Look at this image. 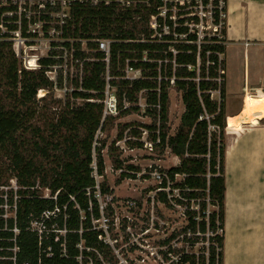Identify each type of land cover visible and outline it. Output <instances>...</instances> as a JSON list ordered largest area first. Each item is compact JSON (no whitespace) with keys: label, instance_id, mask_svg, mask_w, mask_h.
Listing matches in <instances>:
<instances>
[{"label":"trees","instance_id":"trees-1","mask_svg":"<svg viewBox=\"0 0 264 264\" xmlns=\"http://www.w3.org/2000/svg\"><path fill=\"white\" fill-rule=\"evenodd\" d=\"M162 6V0L136 10H123L114 4L75 6L72 19L64 29L65 38L89 42L88 51L82 50L80 42L75 43L74 60L80 64L75 65L77 75L73 78L70 68L64 77V70L60 68L64 54L58 50L39 59L38 70L24 69L12 43L7 41L9 34L0 30V186H9L12 179L18 185L16 191L7 192L6 201L14 208L15 217L4 220L0 211L1 257L16 258V264H102L99 256L112 261V248L100 239L103 231L93 225V221L102 217L96 197L94 161L97 174L103 180L100 194L114 195L107 182L102 155L106 142L95 146L98 132H104L114 119L102 121L100 102L104 99L106 78L110 76L121 115L140 111L137 104L144 93L146 115L152 119L149 125H124L117 141L123 140L124 131L130 128L131 135L140 140V129H146L156 148L168 149L179 159V165L163 171L170 174L173 182L172 199L166 192L158 191L155 200L165 206H171L172 201L181 205L183 201L174 197V191L179 190L187 201L188 220L179 235H184V240L192 246L208 244L200 255L171 246L166 258L169 254L183 253L180 264H224L227 96L225 77L222 76L221 83L218 78L220 69L225 70L220 56L226 53V48L225 44L210 43H203L199 48L198 36L185 26L186 19H179L175 27L169 15L166 19L158 16V8ZM6 10L0 7V21ZM152 16H157V31L150 26ZM215 21L219 22L218 11ZM223 23L220 42L225 43V19ZM165 26L170 30L168 34H164ZM157 32L162 34L161 39L155 36ZM181 35L187 37L180 39ZM96 39L114 41L109 66L104 61L105 54L92 42ZM212 41L219 40L214 37ZM64 46L70 47V44L64 43ZM172 47L177 54L170 51ZM145 55L147 61H144ZM128 61L132 69L141 71V78L126 79ZM55 67L57 76L53 81L47 73ZM56 89H67L66 100L64 103L51 100L59 110L51 116L44 110L46 104L40 106L37 96L43 90L47 92L43 101L48 96L53 98ZM170 89L182 93L185 105L174 134L170 133L169 126ZM214 92H219V101L213 99ZM124 99L133 106L123 110ZM77 100L84 103L78 105ZM211 126L215 129H210ZM138 140L130 139L127 144L142 148L143 143ZM113 166L121 169L123 162L113 158ZM129 170L137 171L133 166ZM178 176L183 181H177ZM127 178L135 179L134 175L123 173L117 184ZM40 189L49 190L50 196L41 195ZM3 204L5 201L0 198V205ZM209 207L216 210L209 211ZM46 212L51 213L47 219L43 217ZM42 219L45 229L40 241L39 232L31 230V223ZM219 230L221 235H217ZM62 232L65 234L61 235ZM208 233L212 235L208 237ZM176 237L173 235L164 244H170ZM0 264L14 262L0 260Z\"/></svg>","mask_w":264,"mask_h":264},{"label":"rangeland","instance_id":"rangeland-1","mask_svg":"<svg viewBox=\"0 0 264 264\" xmlns=\"http://www.w3.org/2000/svg\"><path fill=\"white\" fill-rule=\"evenodd\" d=\"M177 12L174 11L172 14L175 16ZM177 19H180L179 15ZM221 19H224L223 15H221ZM203 25L208 26L206 22ZM204 32L212 33L211 30L208 29ZM29 43V46H33L34 50H29L27 58L38 57V59H42L48 56L51 48V42L48 37L39 36L36 39H30ZM21 50H26V46H21ZM220 59L225 63V57L223 55L220 56ZM25 60L26 56L24 60L19 59V64L24 69ZM242 61L240 57L237 59H230L228 63L227 78L231 93L236 91L241 84L243 76ZM262 70L264 73V55L257 54L252 56L251 73L254 74L256 71L261 73ZM67 71L68 70H64V77L67 76ZM76 75V70L72 68L71 77L73 78ZM134 75L135 74H130L131 77H134ZM47 76L53 81H56V70L54 69L52 72H48ZM136 76L139 77V74H136ZM225 76L226 74L224 77ZM66 92L67 89H56L53 91V98L48 96L43 101V97H45L47 92L41 90L38 93L37 99L40 101V106H44V104L47 105V108L44 110L48 111L51 116H55L59 110L56 105L51 103V100L58 99L62 100L64 103L66 100ZM212 97L214 100H220L219 93H213ZM241 99L242 98H238L237 101L235 99H230V101L226 100V115L229 114L230 109L233 113L237 112V103H239L238 101H241ZM83 103L82 100H77L76 102L78 105ZM138 103L140 104V111L114 118L113 121L108 123L104 132L99 131L97 134L96 147L100 146L101 141L105 140L106 142V148L103 150L102 155L105 161L108 185L110 188L114 189V196L112 197L103 195L98 196L100 207L103 209L101 212L102 217L101 220L93 221V225L98 230L103 231L104 236L102 239L105 243L110 245L113 252L112 261H108L102 256H99V259L102 264H180L178 263L179 257H181L183 253L178 256L169 254L166 258L165 254L169 252L171 246L174 249L185 251V253L193 252L196 255H200L208 244L197 243L192 246L184 240V235H179L180 231L188 225L185 214L186 210L184 208L186 207L185 205L171 202V206H165L155 200L159 183L150 175L152 170L151 166L163 172L178 164L177 162L175 163L173 157L169 155L168 150L162 151V149L156 147L153 152H149L143 147L131 149L127 141L132 139L134 142L138 139L131 135V128L124 131L123 140L117 141L118 133L124 125L135 123L149 125L152 123L151 117L146 115L147 100L144 93L140 95ZM127 105H130L129 107L133 106L130 103ZM184 111L185 105L182 100V93L175 89H170L169 126L171 134H173L179 126ZM258 115L260 116V114ZM255 120L258 122L257 125H259L261 119ZM225 145L227 147V142H225ZM95 156L96 153L94 152V157ZM116 157L123 162L122 167L125 168L126 171L129 170V166H133L137 169V175L134 176L136 179L127 178L123 180L121 184H117L122 174L119 172L120 169H116L113 166V158ZM139 175H141L140 178ZM97 180L100 183L103 181L102 177L99 176H97ZM177 181H183V177L178 176ZM17 189L18 185L15 179L9 181V186H0V198L5 201V204L0 205V211L3 212L2 218L4 220L15 217L14 208L9 204L7 205L6 201L7 192L10 190L16 191ZM177 193V191L174 192L175 195H177ZM40 194L49 197L50 191L47 189H40ZM113 197L114 200L112 201ZM192 206L196 207L194 204H192ZM108 207H110L109 210H107ZM213 210H216V208L209 207V211ZM32 227L38 228L36 225ZM221 234L222 232L219 230L217 235ZM61 235H64V233L62 232ZM173 235H177V237L172 240L170 244H164V241L168 240Z\"/></svg>","mask_w":264,"mask_h":264},{"label":"crops","instance_id":"crops-1","mask_svg":"<svg viewBox=\"0 0 264 264\" xmlns=\"http://www.w3.org/2000/svg\"><path fill=\"white\" fill-rule=\"evenodd\" d=\"M225 20L226 100L242 99L226 124L224 264H264V118L254 113L257 125L243 115L251 100L264 99L263 70L251 73V57L264 55V0H227ZM240 57L242 81L231 93L228 63Z\"/></svg>","mask_w":264,"mask_h":264},{"label":"built area","instance_id":"built-area-1","mask_svg":"<svg viewBox=\"0 0 264 264\" xmlns=\"http://www.w3.org/2000/svg\"><path fill=\"white\" fill-rule=\"evenodd\" d=\"M156 0H0V7L7 9L0 21V30L2 33L9 34V38L7 41L12 43L13 51L15 53L16 58L19 60H24L26 56V60L24 61V66L26 70H38L40 68L38 57L27 58L29 50H34L33 46H29L30 39H36L39 36L48 37L51 42L50 51L58 50L63 52V65L60 67L63 70L75 68L76 64H80L79 60H74V53L76 52L75 43H81L82 50L88 51L87 44L88 40H73L65 38V27L68 25L69 21H71L73 16V8L77 5H89V6H99L100 4H104L109 6L111 4L116 5L120 9L123 10H136L142 6H148L150 3L155 2ZM163 6L158 8L159 15L163 19H166L169 15V19L174 22V26L178 24V15L180 19L185 20V26L189 28L190 33H195L198 36V46L203 43L210 44H225L220 42L222 39V30L224 28L223 20L225 19L226 14L224 10L226 9L227 0H162ZM217 3V5H216ZM211 7V8H210ZM209 8V10H208ZM177 12L175 16L172 12ZM219 12V22L215 21L216 12ZM221 15L224 16V19H221ZM223 18V17H222ZM207 23L208 26L203 25ZM177 23V24H176ZM179 25V24H178ZM177 25V26H178ZM16 27L15 30H11V27ZM150 26L153 30L157 31V16H152ZM211 30L212 33H205V30ZM164 34L169 33V28L165 26L163 29ZM155 36H159L162 38V34L156 33ZM177 38L178 36L174 34ZM187 35H181L180 39H185ZM218 38L219 41H212L213 38ZM97 45V50L103 52L105 54L104 61L109 66L110 63V54L111 47L114 43L113 40L109 39H96L92 40ZM64 43H69L70 47L64 46ZM21 46H26V50H21ZM29 46V47H28ZM170 51L174 54H177L176 50L172 47ZM49 56V54H48ZM47 56V57H48ZM144 61H147V57L145 55ZM175 64V62H173ZM82 64V63H81ZM191 68V67H190ZM55 70L57 67L54 68ZM126 79L135 80L141 78V71L134 70L129 66V61L127 62V67L125 70ZM130 74H135L134 77H131ZM139 74V77L136 76ZM226 74V71L220 69V76L218 78V82H222V76ZM51 79V78H50ZM52 80V79H51ZM111 77L107 76L106 78V89L104 91V99L100 101L103 105V119L105 120L109 118H118L122 110L120 109L119 99L116 94V88H114L110 83ZM127 100L123 101V110L129 108L130 105H127ZM139 104V103H138ZM137 106L139 107L140 104ZM147 108V107H146ZM210 129L214 130L215 127H210ZM141 130V139L138 140L143 143V148L148 150L149 152H153L156 144L149 139V132L146 129ZM94 169V177L97 180V165L94 161L93 163ZM150 175L158 181L159 187L158 191H164L169 194V199H172L171 187L173 182L170 179V174L168 172H160L157 169H154L151 166ZM121 174L126 173L129 175H137L136 171H126L125 168H121L119 170ZM141 175H139L140 178ZM100 177V176H99ZM136 179V177H135ZM96 197L101 196L100 194V182L97 180L96 185ZM177 191V195L174 194L175 198H179L183 201L185 205L187 201L180 196L179 190ZM174 191V192H175ZM113 199V198H112ZM99 201V199H98ZM173 202V201H172ZM187 210V206L184 207ZM198 209L197 207H193ZM103 209H101L102 212ZM210 212H208L209 214ZM51 215L50 212L44 213V218H49ZM101 220V219H100ZM44 219L41 222L35 220L31 223V227L36 225L38 228H33L32 231L39 232V239L42 240V233L45 229ZM15 232H17L15 230ZM64 233V232H63ZM65 234V233H64ZM211 233H208V237L211 236ZM102 240V237H100ZM79 248L82 249V246L79 245ZM14 252H17V249H14ZM0 260H10L16 264V258H4L0 255ZM28 264V263H25ZM91 264V263H90Z\"/></svg>","mask_w":264,"mask_h":264},{"label":"bare ground","instance_id":"bare-ground-1","mask_svg":"<svg viewBox=\"0 0 264 264\" xmlns=\"http://www.w3.org/2000/svg\"><path fill=\"white\" fill-rule=\"evenodd\" d=\"M254 113H261V118H264V99L251 100L250 104L246 105L243 115L246 118H250V120H253Z\"/></svg>","mask_w":264,"mask_h":264}]
</instances>
